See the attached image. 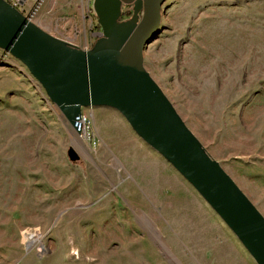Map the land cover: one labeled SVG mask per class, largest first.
I'll list each match as a JSON object with an SVG mask.
<instances>
[{"label":"rangeland","instance_id":"374dc122","mask_svg":"<svg viewBox=\"0 0 264 264\" xmlns=\"http://www.w3.org/2000/svg\"><path fill=\"white\" fill-rule=\"evenodd\" d=\"M92 2L45 0L32 20L88 49L101 31ZM144 66L264 215V0H166ZM83 111L88 128L75 131L26 65L0 47V264H223L228 254L257 264L177 170L182 181L170 182L164 198L142 197L138 211L124 201L113 179L126 176L119 158L135 132L116 109ZM110 174L101 200L116 199L102 218L97 198L84 201L71 178Z\"/></svg>","mask_w":264,"mask_h":264},{"label":"water","instance_id":"95a60500","mask_svg":"<svg viewBox=\"0 0 264 264\" xmlns=\"http://www.w3.org/2000/svg\"><path fill=\"white\" fill-rule=\"evenodd\" d=\"M166 0H93L101 31L83 49L50 34L0 0V47L39 81L75 131L83 108L118 110L135 134L162 155L225 222L257 264H264V215L211 157L144 66ZM132 15L122 19L123 6ZM71 161L80 155L68 150Z\"/></svg>","mask_w":264,"mask_h":264},{"label":"crops","instance_id":"0c3cea01","mask_svg":"<svg viewBox=\"0 0 264 264\" xmlns=\"http://www.w3.org/2000/svg\"><path fill=\"white\" fill-rule=\"evenodd\" d=\"M136 136L137 135L134 134L131 138L132 140L125 146L122 152L123 155L119 158L121 163L125 166L126 176L117 180L113 179L114 182L116 181L113 185L116 187V190L119 186L118 191L120 196L138 211V200L142 197H163L164 189L170 182H173L175 179L182 180L179 174L175 172L176 169L162 155L141 139H137ZM88 181L89 180L86 178L81 180L71 178V191L74 190L84 201L88 197L97 198L96 200H98V202L93 204L100 206L98 211L102 214L101 216L103 218L105 208H108L116 199L115 195H111L109 198L101 200L105 196L104 194L110 192L112 186L111 174L110 177L102 181L96 182L94 178L90 182ZM55 184H57V182ZM58 190H60L61 193L63 191V181L61 179L58 181ZM58 202L60 209H62V200L59 199ZM164 202L166 203L168 201L164 199ZM70 212L72 216H74V211L72 212L70 210ZM63 219H66V212L62 214L61 221H63ZM77 219L80 220L79 217L74 216V220ZM85 219L86 218H84L83 221H85ZM64 221L66 222V220ZM87 222L88 220L86 224H88ZM87 228H90V225L87 226ZM221 257L223 258L219 260L223 264H239L238 259L233 257V255L228 254ZM247 259L246 263L251 264V258ZM252 261H254V259Z\"/></svg>","mask_w":264,"mask_h":264},{"label":"built area","instance_id":"2783aa9c","mask_svg":"<svg viewBox=\"0 0 264 264\" xmlns=\"http://www.w3.org/2000/svg\"><path fill=\"white\" fill-rule=\"evenodd\" d=\"M12 6L17 8L25 16L32 19V16L36 13L39 5L45 0H7ZM89 122L88 117L84 111L78 119L79 131L84 132L87 130V123Z\"/></svg>","mask_w":264,"mask_h":264},{"label":"trees","instance_id":"16d2710c","mask_svg":"<svg viewBox=\"0 0 264 264\" xmlns=\"http://www.w3.org/2000/svg\"><path fill=\"white\" fill-rule=\"evenodd\" d=\"M132 15V11L124 13L122 19L129 18ZM97 27L100 29V26L97 24Z\"/></svg>","mask_w":264,"mask_h":264},{"label":"bare ground","instance_id":"6f19581e","mask_svg":"<svg viewBox=\"0 0 264 264\" xmlns=\"http://www.w3.org/2000/svg\"><path fill=\"white\" fill-rule=\"evenodd\" d=\"M200 195V194H199ZM201 196V195H200ZM206 202V201H205ZM207 203V202H206ZM208 204V203H207ZM209 205V204H208ZM210 206V205H209ZM212 209V208H211ZM213 210V209H212ZM214 211V210H213ZM221 219V218H220ZM222 220V219H221ZM223 221V220H222ZM226 225V224H225ZM227 226V225H226ZM228 227V226H227ZM229 228V227H228ZM230 229V228H229ZM233 233V232H232ZM234 234V233H233ZM235 236V235H234ZM236 237V236H235ZM237 238V237H236ZM240 242V241H239Z\"/></svg>","mask_w":264,"mask_h":264},{"label":"flooded vegetation","instance_id":"af4514ba","mask_svg":"<svg viewBox=\"0 0 264 264\" xmlns=\"http://www.w3.org/2000/svg\"><path fill=\"white\" fill-rule=\"evenodd\" d=\"M127 19V18H126Z\"/></svg>","mask_w":264,"mask_h":264}]
</instances>
